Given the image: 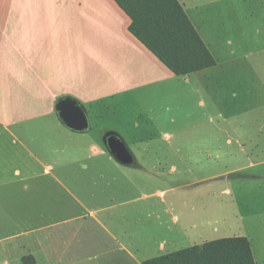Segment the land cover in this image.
<instances>
[{"label":"crops","instance_id":"0c3cea01","mask_svg":"<svg viewBox=\"0 0 264 264\" xmlns=\"http://www.w3.org/2000/svg\"><path fill=\"white\" fill-rule=\"evenodd\" d=\"M191 1L179 0L187 14ZM130 24L114 0H0V264H143L158 257L159 247L190 245L220 229L221 208L198 212L168 200L170 194L191 201L215 193L128 190L123 183L79 192L72 181L88 176L73 174L72 166H106L97 179L111 187L118 177L109 175L114 161L107 137L127 143L118 120L151 134L163 128L173 135L197 133L207 124L220 130L224 86L238 78L239 60L246 59L250 92L264 88L251 60L264 31L258 29L261 36L248 41L244 55L219 61L195 27L217 64L176 76L131 34ZM65 98L84 108L87 131L64 125L57 105ZM250 108L254 113L255 105ZM98 132L106 151L92 135ZM81 144L111 157L79 159ZM185 147L192 145L168 144ZM198 161L205 160L177 163ZM121 177L127 184L128 176Z\"/></svg>","mask_w":264,"mask_h":264},{"label":"rangeland","instance_id":"374dc122","mask_svg":"<svg viewBox=\"0 0 264 264\" xmlns=\"http://www.w3.org/2000/svg\"><path fill=\"white\" fill-rule=\"evenodd\" d=\"M188 15L219 61L244 55L248 51V41L261 36L257 35L258 29L264 31V0H192ZM258 51L251 56V60L254 72L264 80V38H259ZM237 65L238 69L234 70L239 74L238 78L233 79L235 82L231 86H224L222 118L217 120L220 130L215 131L214 126L207 124L199 128L197 133L173 135L169 128H163L151 134V131L145 133L133 130L127 120H118L117 126L127 141L126 146L134 155L136 164L139 163L141 167L136 164L121 165L109 154L102 156L97 149L91 150L84 144L76 151L79 159L111 157L114 162L110 166L109 175L118 177L111 182V187H107V181L97 179L102 174L100 171L107 169L106 166H90L87 171H82L77 164L72 166V173L88 176L72 181L79 192L120 189L123 183L128 190L150 189L177 193L199 190L215 193V197L195 198L191 200L192 203L189 200L192 197L169 195L168 200L175 207L189 205L198 212H202L204 207L211 211L221 208L222 222L217 226L220 229L216 233L204 236L203 239L192 238L193 243L190 245L169 244L159 247L157 256L189 248L194 244L244 236L252 245L256 263L264 264V149L263 146L257 149L256 145L253 147L251 144V141L264 144V108H261L264 106V88L255 86L252 89L255 92H250L246 82V59L239 60ZM252 105H255L254 113L251 112ZM129 119L133 121L134 117ZM92 135L106 151L100 133ZM171 142L191 144L192 147L173 150L168 148ZM148 143L155 145L156 149H146ZM243 150L249 155V160ZM215 157L217 161L213 159ZM181 158L205 161L183 166L177 163ZM251 163L257 166H250ZM123 173L129 178L127 184L122 181ZM138 176L143 177L142 182ZM204 179L207 180L200 182Z\"/></svg>","mask_w":264,"mask_h":264},{"label":"trees","instance_id":"16d2710c","mask_svg":"<svg viewBox=\"0 0 264 264\" xmlns=\"http://www.w3.org/2000/svg\"><path fill=\"white\" fill-rule=\"evenodd\" d=\"M114 1L131 19V34L176 76L217 64L179 0ZM143 264L257 263L249 239L234 236L164 254Z\"/></svg>","mask_w":264,"mask_h":264},{"label":"water","instance_id":"95a60500","mask_svg":"<svg viewBox=\"0 0 264 264\" xmlns=\"http://www.w3.org/2000/svg\"><path fill=\"white\" fill-rule=\"evenodd\" d=\"M57 108L64 125L72 131L79 133L85 132L90 128L86 111L77 101L65 98L58 103ZM106 143L111 156L120 164L125 166L136 164L134 155L121 138L111 134L107 137Z\"/></svg>","mask_w":264,"mask_h":264}]
</instances>
